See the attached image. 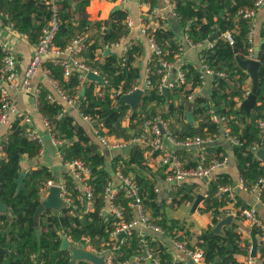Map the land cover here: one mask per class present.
Segmentation results:
<instances>
[{
  "label": "trees",
  "instance_id": "1",
  "mask_svg": "<svg viewBox=\"0 0 264 264\" xmlns=\"http://www.w3.org/2000/svg\"><path fill=\"white\" fill-rule=\"evenodd\" d=\"M47 1L0 0V11L7 14L3 16L6 23L13 25L19 32L26 33L32 41L36 42L51 17ZM146 1H150L152 6L157 4L156 0ZM172 1L175 5L177 21L193 43H203L217 32H221V35L213 39L212 46L206 45L201 51L204 64L216 73L225 72V76L213 77V89L209 98L196 96L192 100L188 99V94L193 93L200 85L204 71L184 63L181 68L185 72L186 82L180 87L171 89L167 95L161 92L158 88L160 63L156 57L150 65L153 86L145 90L138 109L130 114V126H122V120L129 114L131 106L120 103L119 99L136 84L140 77L139 70L132 66L135 55L140 53V48L135 44L131 46L125 64L121 63L122 58L112 53L104 55L103 61H99L97 49L104 45L111 46L123 35L128 34L129 28L125 22L128 13L125 9L115 10L108 26L101 21L92 23L79 17L85 11L89 0L59 1L62 23L54 43L62 48L66 47L76 32H86L88 28H96V39L93 42L88 39L87 47L82 53L87 51L92 61L89 65L98 68L106 77L107 83L102 91L98 93L95 91L94 81L83 84L78 70H75L66 80L64 69L58 62L47 60L43 63V68L69 96H74L79 90L84 89L85 93L79 100L81 113L89 115L94 126L107 128L112 134L125 140H130L141 131L142 120H152L157 116H162L168 121L169 131L177 141L195 135L203 138L216 136L220 132L221 124L213 121L210 113L213 109L219 116L227 118L230 136L238 139V143L233 145L235 162L244 186L251 189L261 177H264V164L254 149L256 145L264 142V129L259 125V120L264 119V27L261 29L263 41L258 50L260 66L257 103L249 116L240 104L246 97L243 84L249 74L239 65L237 58L243 60L249 58L250 48L253 47V41L249 36L252 29L251 20L243 16V11L254 7L256 0ZM76 20L77 23H75ZM102 26H105L104 30ZM226 32L232 34L234 44L224 37ZM151 33L156 42L164 46L163 57L167 60H173L179 48L184 46L176 38L172 28L160 26ZM3 56L4 52L0 47V73ZM113 89L115 92L121 90L122 93L117 94L113 92ZM50 92L47 88L42 89L39 97V111L51 124L54 136L58 140H67L59 147L63 160L79 158L90 168L88 183L92 189L93 208L86 211L82 206L76 212L69 208L59 211L48 209L41 214L39 224L36 223L35 212L41 202L43 187L49 179L54 178V175L46 165L22 171V158L36 157L41 144L25 134L24 128L19 123L20 119H17L13 122L9 139L5 143L7 157L0 160V197L10 209V214L0 213V246L8 249V253H0V264H70L73 260L72 253L69 249L62 248V233H67L79 243H85L81 239L82 236H89L97 248L101 247L100 243L114 242L111 233L121 219L111 214L105 215L104 209L108 205L105 197L106 188L110 182L112 183L113 176L118 170L132 176L136 181L144 209L149 211L153 220L165 230L166 236L180 241L185 240L186 246L192 250L201 249L206 264H212L214 261L216 264H243L238 256L248 252L249 244L242 245V232L237 220L231 222L225 234H219L213 230V225L227 213L223 207L231 201L228 191L219 194L222 187L233 183L227 173L218 174L207 183L203 210L211 212V225L199 233L190 232L186 229L184 221L167 215L163 200L159 199L155 191L157 183L165 179V174L153 171L145 156L146 148L136 144L128 156L116 155L109 166L106 155L85 127L68 113L59 116L63 110V104L51 101ZM181 93H184L183 103L175 106V94ZM191 101L193 116L198 121V126L203 128L202 132H196L195 125L185 121V110ZM165 105L167 110L165 109L163 113L159 112L158 109ZM180 113L182 119L179 117ZM170 114L174 117L178 116L175 118L179 126L170 123ZM101 132L104 133V131ZM178 154L187 166L197 164L193 161L192 149H181ZM226 156L224 152L218 156L217 160H223ZM22 173H25V177L19 188L18 182ZM71 181L72 177L67 176L66 184L70 189H72ZM199 188V182L185 180L177 185L176 196L180 197V202H194ZM261 199L264 201V189L261 192ZM174 200L177 201V198ZM130 201L125 191L120 189L115 197V203L123 209V220H130L134 215ZM253 231L257 234L258 228L254 227ZM145 241L163 264H182L174 263L167 252V247L157 239L152 240L149 236H142L135 229L125 234L121 242L118 241L119 248L114 251L111 264H125L133 256H145ZM260 250L264 255V243L260 246ZM75 264L93 263L78 260ZM138 264H151V261L143 257Z\"/></svg>",
  "mask_w": 264,
  "mask_h": 264
},
{
  "label": "crops",
  "instance_id": "2",
  "mask_svg": "<svg viewBox=\"0 0 264 264\" xmlns=\"http://www.w3.org/2000/svg\"><path fill=\"white\" fill-rule=\"evenodd\" d=\"M170 1L171 0H156L157 4L155 6H157L160 9V13H161L160 17H156L155 15L152 14L151 7L149 6V5L152 6V4L150 1H146V0H89V4L86 6L85 11L79 16V17L89 20L92 23H95L96 21H101L105 26H108L111 22L112 14L116 10L117 7L119 9H125L127 11L128 17L126 19H130L132 21V26L129 28L128 34L123 35L124 37L123 38L121 37L120 38L121 40H119L118 43H115L111 46L104 45L101 48L97 49V58L99 59V61H103L104 55L111 54V53L122 58V55L124 53V48L127 44L132 43L138 46L140 48V53L135 55V59L132 62V66L136 68L137 70H139L140 72V77L137 80L136 84L137 83L141 84V86L145 88L143 89L144 92L146 90L145 83H146L147 77L148 75L150 76L151 74L150 65L154 58V55H153L152 47L150 45L149 37L146 33L143 32V28H147L149 32H153L160 26L165 27V28L166 27L172 28L175 32L176 38L185 46V52L183 55V63L194 65L197 68H201V69L203 67L201 51L207 45L208 41H205L201 44H197L194 46H191L188 44L187 36L184 33L183 29L181 28L180 24L178 23L176 16L173 14L172 8L170 6ZM146 2L149 5H146L145 4ZM3 16H7V14H4L0 11L1 38L3 42L6 44V46L10 49L11 53L14 55L16 59V70L19 73L20 79H22L24 77V72L27 69L32 59L36 42L32 41L26 33L19 32L17 29L14 28L13 25L6 23ZM250 20H251V27L253 29V39H252L253 48L255 51H257L259 50L260 45L263 41V38L261 36V29L262 27H264V4L258 9L256 15ZM77 22L78 21L76 20L75 23ZM86 33L88 34V39L90 40V42H93L96 39V33H97L96 28L94 27L88 28ZM79 58L83 60L84 62H86L87 64L92 62L90 58L88 57L87 51L82 53L79 56ZM248 59L250 58H247L245 60H248ZM47 60H52L51 56H47L45 61ZM243 69L249 74V77L246 79V81L243 84V88L246 90L245 95L247 96V93L251 92L253 89V79H252V75L250 74L249 70L246 68H243ZM103 77L105 78V80H107L105 76ZM205 77H206L205 84L197 86L195 88V91L191 93L193 94V98H195L196 96H203V97L209 98V96L211 95L212 89H213L212 80L214 76L210 74H206ZM64 78L66 80L68 79L65 76ZM80 79L83 84H85L87 81H91L88 79H83L82 77H80ZM94 82L96 83L95 91L97 93L101 92L103 86L106 83L102 84L98 81H94ZM188 87H190V85H188ZM38 88H41V91L43 88H47L48 90H50L51 92L49 95L53 97V101H57L63 104V110L65 111V113H68L70 116H73L80 124H82L85 127L88 134L92 137V139L97 144H99L101 151L106 155L109 166L116 155L118 154H122L124 156L129 155V154L123 153L122 151L120 152L117 150H111L100 142V140L98 139V137L96 136L94 132V128L96 126L93 125L92 120L85 119L84 114H82L81 111L79 110V101H78L77 106H72L67 101H65L64 98L61 96L60 92L58 91L57 87L54 85L53 79L50 78L48 73L42 67V69L31 80L29 92H19L15 89L9 88V94L11 98L15 101L18 112L13 113L11 115L10 121L7 124H4L3 126H1L0 128V160L7 157V153L5 151V143L9 139L12 124L17 119H20L19 123L24 128L25 134H27V131L29 128H33L41 135L43 139L42 144L39 142L41 144V148L36 157L29 158L27 156H24L22 158V162H21L22 171L25 172L30 168H36L42 165H46L52 170L53 175H54V178L49 179V180H53L57 185L64 184L67 176H70L69 167L67 166L66 162L63 160V157L59 150V147L62 144L57 143L53 140L54 134L52 133L51 129L46 124L47 119L39 111V105L37 107L34 92ZM113 92H115L114 89H113ZM26 94L29 95L30 97L25 98ZM125 94H128V93H125ZM183 96H184V93L175 94V97H176L174 101L175 106L181 105L183 103V100H184ZM39 103H40V100H39ZM189 103H188V106H189ZM162 108L166 109L167 105H165V107L163 106ZM185 111H186V114L184 116L185 121H188L189 123L194 124L195 125L194 130L196 132H202L203 128L198 126V121L195 120L193 113H192L193 121L192 122L189 121V118L187 116L188 107H187V110ZM132 112L133 110L131 108V110L129 111V114H127V116L123 118L122 126L124 127L130 126L131 124L130 114ZM25 115L30 116L31 121H25L24 120ZM180 116H182L181 113L179 117ZM175 117H178V116H175ZM175 117L172 114H170V117H169L170 123H173L176 126H179L180 124L176 122L177 118ZM180 119L182 118L180 117ZM219 122L221 124L220 132H218L216 136H206L204 138L205 142L201 144L200 146L186 147V146L180 145L176 141L165 139L163 151H158L155 154H149L147 150L145 151V156L148 160V163L152 166L154 172L160 173L163 171L161 170L162 169L161 159H162V156L165 154L177 155L179 157L178 153L180 152L181 149H192L193 161L197 162L200 154H202L205 156L206 162L209 164L217 160L218 156H220L222 153L225 152L227 154L226 156L227 163L223 165L222 167L216 169L208 181H210L212 178H214L218 174L227 173L232 178L231 180H233V183L227 186L230 188L228 191L230 193V196H234V198L243 206L255 208L259 221L261 225L264 226V201L261 199V194L257 190H254L253 188L251 189L246 188L244 184L242 183L240 173H239V170L235 162V156L233 153L234 143L232 142L231 138L227 136L224 132V122L223 121H219ZM103 131L104 133H106L107 136H109L112 139L122 138V137H117L116 135L112 134L111 131L107 128H103ZM129 132L131 133L132 131H129ZM263 147L264 145L259 147L256 151L258 152ZM220 148L222 149L221 151H220ZM258 157L264 164V159H261L260 156ZM186 181L199 182L200 188H199L198 194L202 193L206 197L208 181H206L205 179L203 180L191 179V180H186ZM120 183L121 182H120L119 177L117 176V174H115L112 180V185H111L112 189L116 190L118 186L120 185ZM46 184L43 187L41 201L49 193V190L46 189ZM179 184H181V182H169V181H166L165 179L158 182L156 187H159V191H156V192L158 193L159 199H162L160 197L161 195L162 196L165 195L166 192L171 191L172 189L177 187V185ZM203 201L200 203L199 208L204 207ZM224 207L233 208V204L229 202ZM164 209L166 211L165 207ZM0 213L10 214L9 207L5 204L4 208L0 209ZM205 214L207 215L205 216L204 225L197 232L195 231L193 233H199L203 229L211 225V222H212L211 212L210 214L209 212L208 213L206 212ZM227 216H230V215L224 214L223 217H221V219L219 220V222L213 225V230H215L216 233L225 234L226 228L230 226L231 224V223H226L224 221L227 218ZM234 220H237V222L239 223L240 230L242 232V245L243 246H246L247 244H249V246L250 245L253 246V240H254L253 234H255L257 241H258L257 256L260 259H262L263 264H264V255L261 253V250H260V246L264 243L261 238L260 227L259 228L257 227L258 233L256 234L253 231L254 227H252L247 220H244L242 218H237L236 216L233 217L232 221ZM135 230H137L138 233L141 235L144 234V236H147V237L149 236V238H151L152 240L157 239L158 242L166 246L167 252L171 255L172 261L174 263L181 262L182 264H189V261L192 260L190 256H188L183 250H181L176 245L175 240L177 239H174L173 237H170V236H166L165 234H157L155 232H152L150 229L144 226H138L136 227ZM62 234H63L62 235L63 238H67L64 236L65 233H62ZM183 242L186 244L185 240ZM70 243L73 244L71 241ZM78 247L89 249V247L85 243L79 244ZM3 253H8V251L3 252ZM246 255L247 253L239 255L238 256L239 261L244 263ZM132 262H134L135 264H138L139 262L138 256H133L132 259L125 264H130ZM200 264H206L204 259Z\"/></svg>",
  "mask_w": 264,
  "mask_h": 264
},
{
  "label": "built area",
  "instance_id": "3",
  "mask_svg": "<svg viewBox=\"0 0 264 264\" xmlns=\"http://www.w3.org/2000/svg\"><path fill=\"white\" fill-rule=\"evenodd\" d=\"M60 0H48V7L51 11V17L47 24L42 29L38 39L35 43V49L32 56V59L24 72V77L20 79L19 73L16 70V59L14 55L11 53L10 49L3 42L0 34V47L4 52L3 56V66L1 69L0 75V90H1V107H0V128L4 124H7L10 121L11 115L13 113H17L18 110L16 108L15 101L11 98L9 94V88L15 89L19 92H29L31 80L34 76L42 69L43 63L47 56H51L54 62H58L62 65L64 69V76L69 78L75 70L80 71V77L83 79H87L86 73L88 71H94L95 73L101 74L98 68L92 67L83 60L79 58L82 52L86 49L88 43V34L84 31H78L72 37L70 42L66 47H60L54 43L56 34L58 33L62 19L60 17ZM146 5H149L147 2ZM264 0H256L254 7L247 8L243 11V16L252 19L258 9L263 6ZM151 12L156 17H160V9L157 6H151ZM170 6L172 8L173 14L176 16V12L174 10V3L171 0ZM128 28L132 26V21L130 19L125 20ZM105 26H102V30H104ZM143 32L146 33L149 37L150 45L153 50L154 58L159 59L160 67L158 69V74H160V79L158 81V88L161 92H164V88L167 87L168 91L173 88L180 87L181 84L186 82V76L184 70L181 68L183 65V55L185 52V46H181L179 51L176 53L173 60H167L163 57L164 46L158 44L154 39L151 32L148 31L147 28H143ZM250 38L253 39V29H251ZM124 36H122L123 38ZM212 37V36H211ZM210 37V38H211ZM224 37L227 38L231 44H234L233 36L230 32L224 33ZM206 39L208 41L207 45L212 46L213 40ZM121 40V39H120ZM187 42L189 45L194 46L201 43H193L187 36ZM118 43V42H115ZM113 43V44H115ZM112 44V45H113ZM133 44H127L124 48V53L122 55L121 63L125 64L127 60V53L130 47ZM256 51L254 48H250L249 58L253 59L255 57ZM153 58V60H154ZM204 71V75L202 76V81L200 85H204L206 81V74H210L213 76H225V72L221 71L216 73L215 70L210 68L207 64L203 63L202 67ZM81 70H84L83 72ZM54 85L57 87L61 96L64 98L72 106H77L78 101L81 98V90H79L74 96H69L64 90L60 88L58 83L53 80ZM5 83V85H4ZM107 83V80H105ZM153 82L151 77L148 75L145 87L146 89L152 88ZM145 89L141 84H135L130 90L126 93L130 94L136 91L137 89ZM41 93V88H38L34 92L35 100L37 107L39 105V97ZM115 93L121 94L122 91H116ZM125 94V93H124ZM249 92L247 93V95ZM123 95V94H122ZM51 101H53V97L49 95ZM188 99H193V94H188ZM212 115V119L216 122L223 121L224 122V132L227 136H229L233 143H238V139L230 136V129L227 124V118L221 117L214 112V110H210ZM65 114V111L62 110L59 116ZM84 118L87 120H92L89 115H84ZM25 121H31L30 116H24ZM47 126L51 129V124L48 120H46ZM259 125L264 129V119L259 120ZM169 124L162 116H157L152 120H142L140 124L141 131H139L136 135H134L130 140H125L123 138L112 139L106 135V133H102L103 128H94V132L100 142L111 150L122 151L123 148L130 144L140 145L146 148L149 154H155L158 151L164 150V140L169 139L171 141H176L182 146H200L205 142V139L200 135L188 136L181 141H177L173 134L169 131ZM163 129L166 130L163 133ZM27 136L32 139L43 143V139L41 135L33 128H29L27 131ZM53 140L57 143L64 144L67 140L62 139L58 140L53 135ZM264 145V142L262 143ZM262 144L256 145L254 147L257 150L259 147L263 146ZM123 152V151H122ZM163 155V154H162ZM67 166L69 167V173L72 177V189L67 186V178L64 184H58L61 188L60 196L67 203L68 207L74 212L77 209H81L84 206L86 211H89L93 208V195L91 186L88 183V179L90 177L91 171L90 168L85 164L82 159H73L65 161ZM227 163V157L223 160H215L212 163H207L205 156L200 154L197 164L195 166H186L181 161V159L177 155L165 154L162 156L161 164H162V172L165 174V180L169 182H182L185 180L191 179H205L210 178L213 172L222 167ZM117 176L120 179V185L116 190H113L110 182L106 188L105 197L108 201L107 208L104 209L105 215L111 214L121 220L118 222L116 229L111 233V238L114 242H103L100 248H97L91 241L89 236H82L81 239L85 241V244L89 247L88 250L96 252L100 255H105L107 262L109 264L112 263L114 257V251L119 248L118 241L121 242L118 238V235L121 232L125 234H129L132 230L136 229L138 226H144L150 229L152 232L157 234H165V230L158 225L152 218L151 214L144 209L143 199L139 193V186L132 176L125 175L122 171H117ZM243 183V182H242ZM57 185L53 180H48L46 184V189L49 190L52 186ZM254 190H257L260 194L264 189V177H261L252 187ZM45 189V190H46ZM123 189L128 198L131 199L130 205L134 209V215L130 220H123V209L115 203V197L118 194L119 190ZM229 187H222L219 194L224 191H229ZM155 191H159V187H156ZM230 203L233 204V208H226L228 215H232L233 217H240L244 220H247L252 227H260L261 229V238L264 242V226L261 225L257 212L253 207H246L241 205L234 196H230ZM67 237L75 246L78 247L80 244L79 241L74 240L67 233L64 235ZM144 236V234H142ZM176 245L183 250L188 256L192 258V260L200 264L203 259V251L201 249L192 250L186 246L183 241L175 240ZM145 256H138L139 260L143 257L148 258L151 261V264H163L161 259L153 253L151 249L147 246V242L145 241ZM253 246L250 245L248 248V252L243 264H263L262 259L258 256H253Z\"/></svg>",
  "mask_w": 264,
  "mask_h": 264
},
{
  "label": "water",
  "instance_id": "4",
  "mask_svg": "<svg viewBox=\"0 0 264 264\" xmlns=\"http://www.w3.org/2000/svg\"><path fill=\"white\" fill-rule=\"evenodd\" d=\"M117 9H119V8L117 7L116 10ZM219 35H221L220 31L217 32L216 34H214L210 38V40H213L214 38H216ZM237 60L239 62V65L242 68H246L249 70L250 74L252 75V79H253L252 91L249 92V94L241 102V107L246 112V115L249 116L251 114L254 106L257 103V88H258V82H259V66H260V61L258 59V50L256 51L255 57L253 59L243 60V59H240L238 57ZM81 71L83 72L84 70H81ZM86 77L88 80L98 81L102 84H105V78L101 74L95 73L94 71H88L86 73ZM84 93H85V90L83 89L81 92V98L80 99H82ZM164 93L167 95V93H168L167 87L164 88ZM143 94H144V90L139 88L136 91H134L133 93L123 94L120 97L119 102L129 104L131 106L132 110L136 111L138 109L140 99L143 96ZM27 97H30V96L26 94L25 98H27ZM192 105H193V102H190L189 106H188V112H187V116H188L190 122L193 121ZM165 132H166V130L163 129V133H165ZM134 146H135L134 144H130V145L126 146L122 150L123 153L129 154ZM257 155L260 156L261 159H264V147L257 152ZM24 177H25V173H22L20 178H19V182H18L19 188L21 187V185L23 183ZM205 180L208 181L209 179L205 178ZM60 193H61V188L58 185H54L49 189L48 195L40 202V205L36 209L35 220H36L37 224L39 223L38 219L40 218L41 214L44 211H46L48 209L59 211V210H62L63 208L68 207L67 203L61 198ZM204 199H205L204 194L199 193L197 195V198L194 201V204L192 207V212H194L199 207L200 203ZM4 206H5L4 201L0 197V209H3ZM232 219H233V216L230 215V216H227V218L224 221L226 223H231ZM214 232H215V230H214ZM124 235H125V233L121 232L118 235V238L121 240L124 237ZM253 237H254V240H253L252 255L257 256L258 241H257L255 234H253ZM62 248L63 249H69L70 252L72 253L73 260L70 262V264H75V262L78 260H86V261H89L93 264H109L107 262L105 255L97 254L96 252L90 251V250L85 249L83 247H77V246L71 244L67 238H63ZM6 251H8L6 248H2L0 246V253L6 252ZM130 264H135V263L132 262ZM189 264H195V262L193 260H190ZM212 264H216V261H214Z\"/></svg>",
  "mask_w": 264,
  "mask_h": 264
},
{
  "label": "rangeland",
  "instance_id": "5",
  "mask_svg": "<svg viewBox=\"0 0 264 264\" xmlns=\"http://www.w3.org/2000/svg\"><path fill=\"white\" fill-rule=\"evenodd\" d=\"M158 111L163 113L165 109L160 107ZM176 190L177 187H175L171 191H165L166 194L160 196L163 200V206L166 208L167 215L170 216V218H176L181 221H184L185 227L188 231L197 232L199 229L202 228L205 223V216L207 215L205 213L207 211L203 210V207H198L194 212H192V206L194 202H180V197L176 196ZM174 198H177V201H175Z\"/></svg>",
  "mask_w": 264,
  "mask_h": 264
}]
</instances>
